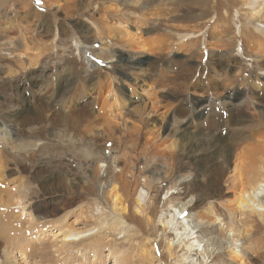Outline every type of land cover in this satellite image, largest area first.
Segmentation results:
<instances>
[{
  "label": "rangeland",
  "instance_id": "1",
  "mask_svg": "<svg viewBox=\"0 0 264 264\" xmlns=\"http://www.w3.org/2000/svg\"><path fill=\"white\" fill-rule=\"evenodd\" d=\"M46 1L48 7L43 5ZM55 1L0 0V130L4 133L0 154L10 157L1 183L2 189L19 195L9 209L0 212V218L14 217L20 223L0 231V264H142L143 244L149 236L131 220L125 228L111 226L123 218L112 211L113 176L122 172L125 161L136 165V177L123 171L132 187L128 193L120 189L117 194L124 200H140L145 207L152 205V198H159L152 228L160 240L162 220L170 221L195 199L185 186L170 189L175 179L170 177L172 161L161 155L163 150L170 151L173 142L178 143L184 123L194 130L218 129L225 137L248 131L240 122L242 115L231 117V105L243 108L245 118H257L264 111V24L253 21L247 26L249 7L244 0H149L145 10L130 6L129 12L137 17L128 12L127 19L103 10L114 5L120 12L122 3L94 0L84 5V12L72 13L68 0ZM207 1L217 10L219 22L214 10L206 8ZM181 15L186 19L179 20ZM119 21L123 28L117 31L114 27ZM125 26L139 37L135 44L128 42ZM244 29L256 31L255 39L245 37ZM10 41L14 46L3 50V44ZM24 53L28 56L21 62ZM135 91L142 98L138 104L129 101ZM25 96L33 100L31 104L24 103ZM137 110L145 112L142 118L136 117ZM126 111L127 121L122 115ZM170 116L174 122L168 126ZM138 126L143 128L141 140L136 132L125 137V130ZM149 131L165 141L160 153L146 149L147 139L152 138ZM188 157L195 156H180L175 169L190 165ZM230 159L231 164L222 158L214 160L222 172L210 170L211 179L204 176L201 181L206 186L211 181L215 199L200 202L193 213L232 201L228 179L234 157ZM151 167L164 180L155 193L148 191L141 175ZM193 173L179 180L191 182ZM169 198L180 199V204L167 214ZM135 207L134 202V212ZM186 217L188 213L182 218ZM237 217L241 219L240 214ZM196 225L194 220L189 229ZM216 226L213 237L221 236L223 248L213 247L209 238L199 243L195 238L199 234H192L190 245L195 242L200 252L185 256L184 264H213L209 258L213 248L216 253L226 251L220 264H240L230 250L236 245L239 252L244 241L223 233L220 221ZM73 229L90 230L82 236L93 235L92 240L85 237L76 245H62L65 232ZM154 245L160 257L162 250L158 243ZM257 257L256 264H264V256Z\"/></svg>",
  "mask_w": 264,
  "mask_h": 264
},
{
  "label": "bare ground",
  "instance_id": "2",
  "mask_svg": "<svg viewBox=\"0 0 264 264\" xmlns=\"http://www.w3.org/2000/svg\"><path fill=\"white\" fill-rule=\"evenodd\" d=\"M52 1L56 2L55 0H52ZM91 1H94V0H68V4L72 5V8H71V11L73 10L72 13L74 12L78 13V12H81V10H83L84 12L86 10L85 6L90 5ZM108 1L111 4L122 3L123 10L126 11L124 12L126 16L122 14L123 10L119 12L117 7L114 5L110 7H107V6L104 7L103 10L108 11L106 14L114 15V17H119L123 19L128 18L127 13L130 11L129 10L130 6L135 7V9L145 10L149 8V3H150L149 0H108ZM48 3H49L48 1L43 2V5H45V7H48ZM219 3L220 1L217 2L218 5ZM222 3L225 6L227 3H230V2H228L227 0V3L225 2H222ZM94 4L93 5L91 4V6H94ZM244 5L245 6L247 5V7H249L248 15H246L248 17L247 26H249V24L253 21H255L258 24H264V16H263L264 15V0H260V2L259 0H244ZM103 6H105V4ZM178 7H180V4L178 5ZM31 8L34 10L33 11L31 9L33 12H35L36 15H39L38 9H36L33 6ZM206 8L214 10L213 7H211L208 4V1L206 3ZM111 10L115 11V13H112L113 11L111 12ZM32 11L28 9V13ZM215 11L217 10H214L212 12L214 13L213 17L215 18L217 17V20L219 22L220 19L218 18V15L215 16ZM117 12L119 13L116 14ZM128 14L133 15L132 17H137V14L135 12L133 13L132 10H131V13L129 12ZM204 14L205 16L210 15L206 12H204ZM181 16H178L177 18L179 20L186 19V16H182V17ZM138 17L141 20L144 19V18H141L139 15ZM251 25L255 26L254 24H251ZM116 26L117 27H114L115 30L117 29L119 30V28L122 27L120 21ZM137 28H140V27L138 26ZM114 29L112 28L113 32H114ZM124 30H125V34L127 36L128 42L135 44L136 39H138L139 37L137 36L135 38L136 35L131 34L129 32L130 29L127 26L124 27ZM255 33L256 31H254L253 29L243 30V35L251 39H255V36H256ZM13 43L14 41L12 42L10 41V42H6L5 44H3V48H4L3 50H8V49L10 50L11 45L12 47L14 46ZM24 43H25V48L28 49L27 47L29 45L27 46L26 37H25ZM27 56L28 55H26L25 53L23 55H20V61L23 62L25 60L24 58ZM125 61L129 62V59H125ZM132 67L135 68L136 65L133 64ZM188 73L190 74V72ZM66 82H69V80H67ZM141 87L143 88L144 85H142ZM145 92L148 93L149 91L145 90ZM227 97L231 98V94L228 95ZM23 99H24V103H28V104H31L33 101L31 98H27L26 96ZM201 100H202L201 103L204 104L203 99ZM129 101L132 103L134 102L138 104L142 101L141 95L137 91H135L134 96L131 97ZM198 104L200 105V100ZM231 107L232 108L230 109L233 110V111L231 110L232 111L231 117H234L235 114L237 116L242 115L243 119L240 122L245 123V127L247 128L248 131L243 132V133L233 134L231 136L226 135L224 137L223 131H217L218 129H215L216 130L215 132L213 129H205L202 127L194 130V127L191 128L192 126L190 125V123L185 122L180 138L178 139V143L175 144L173 142L169 147V150H170L169 152L160 150L162 151L161 152L162 157H169L170 160L172 161V162L170 161L171 163L169 164L171 165V169H173L171 170L170 177H175V179L173 180V183L170 189L185 186L191 194H195V197H194L195 199L190 201L187 205H183L182 208L180 209L178 208L180 203L177 202L180 199L169 198L166 201V205L169 206L167 208V214L172 212L171 210L169 211L170 208L179 209V214H180V213H183V211H185L184 209L188 207L186 209L187 210L186 213H188V217L182 218L185 216L186 214L185 213L182 215L181 218H179L180 215L177 214V215H174L170 219V221H168V218L166 220L163 219L160 240H158L159 237L156 236L158 231L154 233V230L152 228V222L155 220V217H157V213H158L157 210H158L159 198L158 197L152 198V205H148V206L146 205L147 207H145L140 202V200H136V201L124 200L121 196H119V193L117 194V192L120 189L124 190L125 193H128L127 191L129 190L130 187H132L131 186L132 183L128 180L129 178L128 179L124 178L123 171L127 174H130L131 177H133L135 176L134 170L136 168L135 167L136 165H134L132 162H131L132 164L128 165V162L125 161V167L124 169H122V172L120 174H116L113 176L112 186L114 187L112 190L113 197L111 198L113 201L112 211L115 214L120 213L121 214L120 217H123V218L121 219L119 218L120 220L115 221L111 226H113V228H118L119 226H123V228H125L127 227V224H128L127 222L131 220L135 222L136 224L140 225L139 230L142 232L144 231V233L147 234V236H149L147 237L149 239H147L143 244V251H142V256H141L142 264H157V263L169 264L170 262L169 260L174 262V264L186 263L187 260H184L185 256H189V257L196 256V254L200 252V249L197 248L198 245H196L195 242L194 243L192 242L193 244L190 245L191 239L194 238L195 234H199L195 237L197 238L199 243H202L203 241H205L204 239L209 238L208 240L211 242L212 246L213 245L215 247L218 246L219 248L222 249L223 248L222 241H219V237L221 236L219 235L218 238L213 237V234L217 231V226H216L217 221H220V224L222 226L221 231L223 233H226V234L229 232L233 233L232 236L237 239V242L244 241V245L239 252L235 250V248H237L236 245H235V248H233V250H230L232 254V259L234 261H238V263L240 264H256V261L258 259L257 256H264V111L260 112L257 118H254V115H251L250 118H245L244 117L245 112L243 111V108H241L239 105L236 106L237 107L236 109L234 108L235 107L234 105H231ZM201 109L203 110L205 108L202 107ZM127 113L128 112L126 111L125 115L122 114L124 116L123 118L124 120L129 118V116H127ZM197 113L200 114V116L202 115V113L199 111ZM135 114H136V117L142 118L145 112L137 110ZM169 119L170 120H167L168 126H170L174 122L172 116H170ZM254 120H256V122H252ZM142 122L144 121L142 120ZM142 129L143 128H140L138 126V128L134 127L130 131L125 130V135H126L125 137L126 138L128 137L129 139L130 138L129 135L136 132L137 133L136 136L139 141L143 138ZM128 132H132V133H128ZM153 132L149 131V134H151L152 138L147 139V143L149 147L148 148L146 147V149L147 150L151 149L152 150L151 153L155 151L160 153L158 151V149L161 146L160 144L165 141L162 139L159 133L158 135H156ZM23 133L24 131L22 132V134ZM1 135L3 136L4 133H1V130H0V136ZM1 139L3 140V144H4L5 143L4 138L1 137ZM133 146H136V145H133ZM136 149H137V146H136ZM174 149L175 151H173ZM134 150H135V147H134ZM145 154H146L145 158H147V156L149 155V152ZM125 155L126 157L128 156L127 153ZM190 155L195 156L192 159L188 157V159H191L190 165L188 164L187 167H184L180 170L175 169L176 163L180 162V156H190ZM92 156H94V154H92ZM152 157H154V154L152 155ZM229 157L230 158L234 157L233 173L228 179V184L230 186L229 189L233 191V195L231 199L232 201H228L229 204L227 203V205H223V207L217 204H214V205L210 204V206L207 207L206 209L207 211H205L204 213L202 212L193 213L197 204H199L200 202H203V203L208 202L209 200L215 199V196H216L215 191L210 189V186H212L211 181L209 180L208 186H206L203 184L201 179L204 176L205 178L211 179L210 170H213V171L216 170L219 173L222 172L221 169L219 170L218 167H215L213 165V163H215L214 160H218L222 158L226 161V163L231 164L233 163V161ZM91 158L94 159L95 156ZM127 159L128 158H126L125 160ZM9 162H10V157L4 153H1L0 154V212H4L3 211L4 208L9 209L10 207L8 206L11 205L10 203H12L13 200L17 198L16 196H19L18 194L15 195L12 192L6 191L5 188L2 189L1 181L3 180L1 179V176L2 175L5 176V173L7 172V168L10 165ZM152 168L154 167H151L150 169L147 168V171H144V172L142 171L141 175L144 174L145 176V179H146L145 185L148 191L155 193L156 190L159 189L157 187L158 183L160 181H162L161 183H164V180H162L159 177V174L156 173L155 169H152ZM190 172L191 173L194 172L193 180L191 182L185 183V181L179 180L180 179L179 177L184 178L186 173H190ZM180 173H184V175H179ZM134 202L136 204L135 212L132 210ZM237 214H240L241 216L240 220H238ZM3 218L4 220H2ZM12 218L14 217L10 218L7 216V217L0 218V231L7 232V228L10 225L20 224L15 221L16 218L14 220H12ZM194 220L198 221V225L189 229V227H191L189 225L191 223L193 224ZM12 222H16V223H12ZM148 227L150 228L148 229ZM88 231L90 230L78 231L77 229H73L71 231L65 232L66 235L62 239V242H63L62 245L68 246L69 244H71L70 242L76 245L74 242L79 243L80 240L82 242V238H85V237H90L89 239L92 240L93 235L82 236V234L88 233ZM152 235H155L156 237L151 239ZM96 242L97 241H95V243ZM155 242L158 243V245L160 246L162 250L161 251L162 253L161 254L159 253L160 257L155 255V252H156V249H154L155 247L154 244H156ZM248 249H249V255L246 254V251ZM216 250L214 251V248L211 249L209 258H211L212 256L213 264L214 263L220 264L221 258H223V256L226 255L225 254L226 251L221 252V253H216ZM205 253H207V249L205 250ZM247 256H252V258H247ZM180 258L184 260V262L179 260ZM248 259H251L249 263H247Z\"/></svg>",
  "mask_w": 264,
  "mask_h": 264
}]
</instances>
